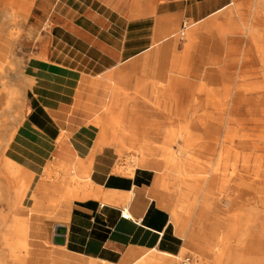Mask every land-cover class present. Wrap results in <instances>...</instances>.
Returning a JSON list of instances; mask_svg holds the SVG:
<instances>
[{"label": "crops", "instance_id": "1", "mask_svg": "<svg viewBox=\"0 0 264 264\" xmlns=\"http://www.w3.org/2000/svg\"><path fill=\"white\" fill-rule=\"evenodd\" d=\"M232 3L35 1L29 27L41 30L43 41L37 56L27 60L26 77L33 85L26 92L25 121L38 144L27 150L24 165L37 178L53 162L89 168L94 189L102 194L69 206L67 254L119 264L134 250L182 253L185 240L172 215L152 196L155 172L135 168L133 174L117 173L116 148L96 149L102 129L94 121L101 117L110 138L143 141L171 126L159 112L191 111L197 98L202 103L210 95H223L226 77L204 71L202 46L194 49L188 32L206 41L216 24L210 21ZM1 17L0 12V22ZM2 46L0 30V50ZM116 126L124 129L116 132Z\"/></svg>", "mask_w": 264, "mask_h": 264}, {"label": "bare ground", "instance_id": "2", "mask_svg": "<svg viewBox=\"0 0 264 264\" xmlns=\"http://www.w3.org/2000/svg\"><path fill=\"white\" fill-rule=\"evenodd\" d=\"M35 1L0 0V30L7 45L0 50V264H107L67 260L64 245L50 238L49 222L64 219L74 200L102 197L89 168L75 165L71 177L62 163L53 162L37 178L24 165L27 150L38 142L26 126V92L33 81L22 77L19 50L35 36L28 25ZM232 12L226 13L229 21ZM188 36L197 48L195 32ZM42 41V36L35 38L38 47ZM203 55L204 71L211 76L215 62ZM211 98L204 107L208 111L195 122L194 138L176 154L153 153L151 143L164 142L161 136L110 138L101 117L94 121L102 129L96 149L113 146L120 160L125 158L116 165L117 173L133 174L135 168L155 172L152 196L172 215L185 240L182 252L194 255L192 264H264V81L249 92H230L217 114ZM167 180L173 188H184L179 199L166 193ZM58 226L64 225L55 226V232ZM170 258L179 256L134 250L119 264H176Z\"/></svg>", "mask_w": 264, "mask_h": 264}, {"label": "rangeland", "instance_id": "3", "mask_svg": "<svg viewBox=\"0 0 264 264\" xmlns=\"http://www.w3.org/2000/svg\"><path fill=\"white\" fill-rule=\"evenodd\" d=\"M144 3L155 5L162 0H142ZM251 4V9L249 6ZM228 11L232 12L233 20L229 21L227 16ZM32 18L30 16L28 25H32ZM212 21L215 24L214 29L208 32L206 41H198L201 44L202 50L205 54H210L211 60L215 66L216 72L212 75L226 77L225 93L221 96L212 95L211 102H215L216 109L212 110L214 113H218L219 107L226 103L227 95L231 92H249L255 89L257 86H261L264 81V63L261 59L264 56V0L260 4L257 0H237L234 5H231L226 11L222 12L218 16L214 17ZM232 22V23H230ZM45 33V32H43ZM32 43L20 48L19 59L21 63L22 77L27 73V60L29 57L37 56L38 46L35 43L37 36H42V31L38 30L34 34ZM3 46H7L5 41L2 40ZM31 67L33 64H30ZM21 77V78H22ZM211 86H214L212 81ZM196 99V109L191 111H162L164 122L171 124L169 127H161L156 130L158 136L165 138L164 142H152V146L156 148L155 154H162L164 152L176 154L179 147L187 144L186 141L194 138V130L197 128L195 122L197 119H201V116L208 110L204 109L206 105H210L208 100ZM27 103V94H26ZM194 112V113H193ZM182 117H179L181 114ZM180 114V115H179ZM179 115V116H178ZM116 132L122 131L124 128L116 126L114 128ZM130 131L129 128H127ZM164 130L166 131L164 133ZM163 144L167 147V150H163ZM120 163H125V158L119 160ZM63 164V163H62ZM73 164H63V172L69 173L71 177L75 176ZM123 174V173H120ZM170 184L169 189L166 190L167 194H171L176 199H179L184 188H173V182L166 181ZM64 219L58 221L49 222V232L51 242L53 243V237L55 235V226L64 225L66 223ZM177 232L180 234L178 227L174 224ZM190 229V228H189ZM181 235V234H180ZM63 253L67 260L76 259L66 253L65 249ZM190 258L191 264L195 261L194 255L191 250H186L179 255V259H173L176 264H183V262ZM77 260V259H76Z\"/></svg>", "mask_w": 264, "mask_h": 264}, {"label": "water", "instance_id": "4", "mask_svg": "<svg viewBox=\"0 0 264 264\" xmlns=\"http://www.w3.org/2000/svg\"><path fill=\"white\" fill-rule=\"evenodd\" d=\"M66 227L58 226L56 227V232L54 236V243L58 245H65V235H66Z\"/></svg>", "mask_w": 264, "mask_h": 264}, {"label": "built area", "instance_id": "5", "mask_svg": "<svg viewBox=\"0 0 264 264\" xmlns=\"http://www.w3.org/2000/svg\"><path fill=\"white\" fill-rule=\"evenodd\" d=\"M122 216H123L124 218H129V215L126 214L125 212L122 213ZM190 262H191L190 258H187V259L183 262V264H191Z\"/></svg>", "mask_w": 264, "mask_h": 264}]
</instances>
